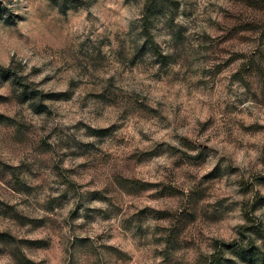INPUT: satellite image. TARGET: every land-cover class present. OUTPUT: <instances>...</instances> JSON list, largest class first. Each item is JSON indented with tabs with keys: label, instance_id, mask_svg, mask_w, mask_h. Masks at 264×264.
Returning a JSON list of instances; mask_svg holds the SVG:
<instances>
[{
	"label": "rangeland",
	"instance_id": "374dc122",
	"mask_svg": "<svg viewBox=\"0 0 264 264\" xmlns=\"http://www.w3.org/2000/svg\"><path fill=\"white\" fill-rule=\"evenodd\" d=\"M0 264H264V0H0Z\"/></svg>",
	"mask_w": 264,
	"mask_h": 264
}]
</instances>
